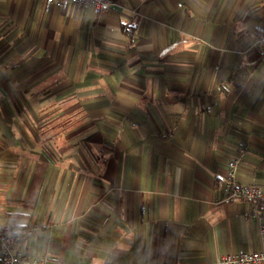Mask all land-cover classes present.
<instances>
[{
  "label": "crops",
  "instance_id": "crops-1",
  "mask_svg": "<svg viewBox=\"0 0 264 264\" xmlns=\"http://www.w3.org/2000/svg\"><path fill=\"white\" fill-rule=\"evenodd\" d=\"M0 0V222L50 264L264 250V0ZM25 264V263H21Z\"/></svg>",
  "mask_w": 264,
  "mask_h": 264
},
{
  "label": "built area",
  "instance_id": "built-area-1",
  "mask_svg": "<svg viewBox=\"0 0 264 264\" xmlns=\"http://www.w3.org/2000/svg\"><path fill=\"white\" fill-rule=\"evenodd\" d=\"M45 7L56 5L62 9L69 6L78 8H91L95 12H105L112 5L111 0H44ZM255 44L264 50V25L254 27ZM238 158L229 157L227 171L221 184V191L225 200L242 198L252 201L253 213L256 212L257 203L264 202V188L255 184H240L236 180ZM39 224L31 221L23 227L12 229L8 224L0 222V264H50V251L42 255L30 254L26 250L27 242ZM260 233L264 238V225H261ZM198 264H264V250L245 251L238 250L225 253L213 262H200Z\"/></svg>",
  "mask_w": 264,
  "mask_h": 264
},
{
  "label": "trees",
  "instance_id": "trees-1",
  "mask_svg": "<svg viewBox=\"0 0 264 264\" xmlns=\"http://www.w3.org/2000/svg\"><path fill=\"white\" fill-rule=\"evenodd\" d=\"M11 227V226H10ZM12 229H15V228H13V227H11Z\"/></svg>",
  "mask_w": 264,
  "mask_h": 264
},
{
  "label": "rangeland",
  "instance_id": "rangeland-1",
  "mask_svg": "<svg viewBox=\"0 0 264 264\" xmlns=\"http://www.w3.org/2000/svg\"><path fill=\"white\" fill-rule=\"evenodd\" d=\"M5 223V222H4ZM7 224V223H6ZM9 225V224H8ZM10 226V225H9Z\"/></svg>",
  "mask_w": 264,
  "mask_h": 264
}]
</instances>
